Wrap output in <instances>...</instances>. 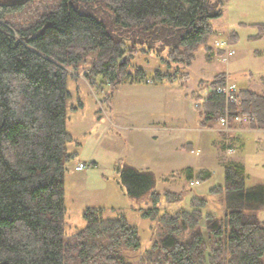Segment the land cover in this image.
Masks as SVG:
<instances>
[{
	"label": "trees",
	"instance_id": "trees-1",
	"mask_svg": "<svg viewBox=\"0 0 264 264\" xmlns=\"http://www.w3.org/2000/svg\"><path fill=\"white\" fill-rule=\"evenodd\" d=\"M36 1L0 0V264H134L125 254L139 252L142 238L124 216L86 209L85 226L66 237L65 177L76 159L68 152L70 71L87 61L89 85L100 78L113 89L125 81H184L197 51L205 48L210 58L225 53L210 42L212 22L228 0H59L33 7ZM150 58L158 63L151 77L141 65ZM225 80L214 79L196 105L201 126L228 113L252 118L251 129L264 131V78L260 91L238 87L236 104L216 93ZM222 167L223 183L208 194L189 189L195 196L187 209L161 210L154 173L119 166L125 195L146 199L150 205L139 214L157 224L144 263L262 264L264 184L247 186L240 162ZM211 178L187 172V181Z\"/></svg>",
	"mask_w": 264,
	"mask_h": 264
},
{
	"label": "rangeland",
	"instance_id": "rangeland-1",
	"mask_svg": "<svg viewBox=\"0 0 264 264\" xmlns=\"http://www.w3.org/2000/svg\"><path fill=\"white\" fill-rule=\"evenodd\" d=\"M54 3L57 5L59 0H37L33 7L40 4L52 6ZM212 25L216 32V37L210 42L214 51L217 42L226 41L234 55L227 60L223 59L225 55L210 58L205 48L200 49L196 52L192 65L183 71L189 76L184 81H125L113 89L100 78H96L95 87L89 85L84 79V74L88 71L87 61L83 69L70 71L67 81V89L71 94L67 107V130L81 143L78 159L95 160L98 166L88 168L80 174L71 170L66 174V237L74 236L85 226L83 214L86 209L101 208L105 217L115 218L121 215L138 227L142 246L139 252L125 255L131 263L146 264L142 256L151 246L157 224L139 214L141 209L148 208L146 199H129L118 184L116 168L126 161L143 167H156V191L161 195L158 205L161 210L187 209L195 191L197 195H205L212 185L223 183L222 163L229 160L245 164L247 186L264 184V134L258 135L262 139L259 143L253 146L252 142L247 144L242 153L243 158L240 157L241 153L235 151L237 148H234V153L231 152L233 148L227 146L225 139L234 132L245 134L257 131V134H261L259 131L262 130H253L248 123L235 125V131L233 127L227 130L220 124V119L211 123L212 127H203L200 124L202 117H199L195 109L196 105L200 106L205 102V88L229 67L246 74L243 80L245 83L246 79H250L253 85L250 88L261 90L258 85L259 80L264 77V0H228L223 7L222 18L213 21ZM148 62L149 66L141 65L145 66L144 71L151 77L152 68L157 69L158 63L152 58ZM158 66L161 68L160 64ZM174 71L175 66H172L170 73ZM130 73L135 75L133 70ZM225 77V84H232L228 76ZM165 120L170 127L160 131L163 133L160 137L165 136L168 142L167 154L164 150L160 151L159 147L164 140L151 139L152 135L157 134L156 130L135 131L116 123H133L144 128L158 127ZM184 126L187 127L184 129ZM186 134L199 140L200 153L192 154V148L181 147V138ZM196 148L198 150V146ZM198 168H203L200 172H210L212 178L190 192V182H197V179L187 181V172H199L196 171ZM183 192L179 201L170 202L166 198V193L173 195ZM215 210L214 206L207 209L216 212ZM259 217L264 220V210L259 213Z\"/></svg>",
	"mask_w": 264,
	"mask_h": 264
},
{
	"label": "crops",
	"instance_id": "crops-1",
	"mask_svg": "<svg viewBox=\"0 0 264 264\" xmlns=\"http://www.w3.org/2000/svg\"><path fill=\"white\" fill-rule=\"evenodd\" d=\"M236 52V51H235ZM222 74H224V75H227L228 76V79L230 80V81H232V83L233 84H236L239 88L241 87V88H250V87H253V85H252V82H250V79H246L245 81V83H244V80H243V78H244V75H246V74H242L241 72H236L235 70H231V68L229 67L228 69H227V71H224ZM264 78V77H263ZM263 78L261 79V80H259V85L258 86H260L261 88H263ZM252 80V79H251ZM256 84H254V86H255ZM258 86H256V87H258ZM251 89H253V88H251ZM264 89V88H263ZM162 122V121H161ZM167 120H165L163 123H159V125H157L158 127H141V126H138V125H136V124H130V123H127V124H124V122L123 123H120L119 121L118 122H116V123H118V124H120V125H122V126H128V128H131V129H135V131H140V130H143V129H148V130H156L157 131V134H154V135H152L151 137V139L153 140V141H158V140H164V142L161 144V145H159V147L161 148V150L160 151H162V150H164L165 152H166V154H167V149H168V147H167V144H168V142H167V140H165V136H161L160 137V134H162L163 135V133H161L160 131H163L164 129H166V128H168V127H170V125H167ZM197 121H196V125H197ZM187 126H184L183 128L185 129ZM257 132V131H256ZM256 132H253V131H249V132H245V134H239V135H235V133H233V134H231V135H229L228 137H226L225 139H227V142L226 141H224V142H226L227 143V146H229V148H233V150L231 149V152H233L234 153V148L236 149L235 151L236 152H238L239 154L241 153H244V151H245V149H246V147H247V144L248 143H250V142H252V146L253 145H255L256 143H259V141H261L262 139H261V137L260 136H258V135H261V136H263V134H264V131H259V132H261V134H257ZM107 134H108V132H107ZM119 135H120V133H118ZM117 134V135H118ZM70 135L72 136V138H73V142H72V144H70L69 145V147H68V152L70 153V154H75V156H76V159H75V161L73 162V164H72V168H71V171L73 172V173H76V174H80L81 172H75L74 171V166L77 164V163H80V162H84V163H87V161H89V163H91L94 167H97L98 166V163L95 161V160H80V159H78V153H79V148H80V146H81V143H79L77 140H75V138H74V135H72L71 133H70ZM254 136V137H253ZM157 137L159 138V139H157ZM198 138V137H197ZM182 139V144H181V147L182 146H186V147H188V149H190V148H192V154L194 153L195 154V152H199L200 153V151H199V149H200V143H199V140H197V139H195L194 138V136H192V135H187L186 134V136L185 137H183V138H181ZM164 146V147H163ZM170 146V145H169ZM198 146V150H195V149H197L196 147ZM194 148V149H193ZM224 148V147H223ZM226 149V148H225ZM173 150V149H172ZM159 151V152H160ZM169 152V151H168ZM170 153V152H169ZM199 155V154H198ZM240 157L241 158H243V154L242 155H240ZM234 162H240V161H235L234 160ZM123 164H127V165H130V166H133L134 168H136V169H138V170H140V171H150V172H152V173H154V175H155V177H156V179H158L157 178V175H156V167H151V166H148V167H143V166H141V165H139V164H137V165H135V163L134 162H131V161H126V163H123ZM242 164L244 165V168H245V171H246V166H245V164L242 162ZM122 165V164H121ZM121 165H118V167L116 168V174H117V169L119 168V166H121ZM203 168H198V169H196V171H201ZM223 169V168H222ZM194 173H198V172H194ZM222 183H220V184H217V185H221ZM215 185V184H214ZM213 187V185L206 191V192H208L211 188ZM150 204L149 203H147L146 202V206H149Z\"/></svg>",
	"mask_w": 264,
	"mask_h": 264
},
{
	"label": "built area",
	"instance_id": "built-area-1",
	"mask_svg": "<svg viewBox=\"0 0 264 264\" xmlns=\"http://www.w3.org/2000/svg\"><path fill=\"white\" fill-rule=\"evenodd\" d=\"M215 46L216 48L222 49L225 51V54H224L225 57L223 58L224 60H227L228 57H232L234 55V52L229 49V44L226 41L217 42ZM237 92H238L237 87L234 84H230V83H227L225 84V86L219 87L216 90V93L224 94L228 98V101L233 104H236L238 102L237 99L233 96ZM219 122L222 125V127H224L225 129L229 130V128L233 127L234 128L233 130L235 131V129L237 128L235 127V125H241V124L248 123L250 127L255 122V120L252 118L246 117V116H235L233 118H230L229 114L226 113L224 117L220 118ZM88 168H91V166L88 164L79 163L75 167V171L82 172L84 170H87ZM198 185L199 183L196 181L190 182L191 187H196Z\"/></svg>",
	"mask_w": 264,
	"mask_h": 264
}]
</instances>
